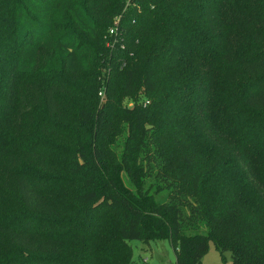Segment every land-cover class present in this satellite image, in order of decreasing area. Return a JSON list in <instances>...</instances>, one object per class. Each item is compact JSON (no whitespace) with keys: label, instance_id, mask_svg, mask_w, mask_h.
<instances>
[{"label":"trees","instance_id":"obj_1","mask_svg":"<svg viewBox=\"0 0 264 264\" xmlns=\"http://www.w3.org/2000/svg\"><path fill=\"white\" fill-rule=\"evenodd\" d=\"M97 211L119 247L264 264V0H0V264Z\"/></svg>","mask_w":264,"mask_h":264},{"label":"rangeland","instance_id":"obj_2","mask_svg":"<svg viewBox=\"0 0 264 264\" xmlns=\"http://www.w3.org/2000/svg\"><path fill=\"white\" fill-rule=\"evenodd\" d=\"M112 49L110 43L107 45ZM102 75L96 77L95 85H104L109 89L118 88L119 79H110L109 73L102 68ZM95 80L93 78H90ZM31 78L25 81L29 82ZM85 78L84 82H88ZM105 97L98 99V105H102ZM145 100L144 95H140L138 102ZM97 101V100H96ZM106 101V98H105ZM133 101L125 98L122 105L131 106ZM76 105L70 114L73 115ZM124 138L119 139L122 144ZM71 186V185H70ZM75 186V184H72ZM72 188V187H71ZM159 200V199H158ZM82 232H64L61 237L62 253L59 259L51 261L49 264H175L176 256L172 244L169 240H159L146 245L140 241H128L124 247H119L117 215L114 212L87 213L85 221L80 224ZM76 234V235H75ZM226 261L223 262L220 252L213 242L209 245L207 254L202 259L201 264H232L231 253L225 254Z\"/></svg>","mask_w":264,"mask_h":264},{"label":"built area","instance_id":"obj_3","mask_svg":"<svg viewBox=\"0 0 264 264\" xmlns=\"http://www.w3.org/2000/svg\"><path fill=\"white\" fill-rule=\"evenodd\" d=\"M118 23H119V18L116 19V21H115V25H117ZM110 34H111V35H114V34H115V31H114L113 29H111V30H110ZM110 45H111L112 47H114V43L110 42ZM100 95L103 96V93H100Z\"/></svg>","mask_w":264,"mask_h":264}]
</instances>
